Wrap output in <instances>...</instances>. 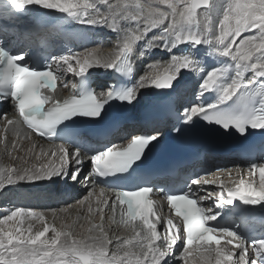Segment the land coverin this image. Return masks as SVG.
Returning <instances> with one entry per match:
<instances>
[{"label": "snow or ice", "instance_id": "obj_1", "mask_svg": "<svg viewBox=\"0 0 264 264\" xmlns=\"http://www.w3.org/2000/svg\"><path fill=\"white\" fill-rule=\"evenodd\" d=\"M214 7V0H2L0 103L10 101L12 111H0V143L6 149L10 143L9 157L24 161L25 166H0V194L9 186L54 183L57 179L79 182L85 189L92 184V190L77 203L80 207L87 205V212L98 215L101 223L91 224L83 234H77L72 230L75 221L58 228L47 222L44 211L15 207L0 216V264H264V236L250 238L226 226L239 207L237 200L253 206L245 207L244 212H254L255 206L264 211V162H251L246 169L217 168L215 173L190 178L184 190L166 193L169 213L157 216V201L150 197L164 190L134 173L159 143V131L122 137L119 144L92 150L83 144L82 131L77 127L80 121L74 119L100 120L113 101L132 105L141 90L174 91L185 74H199L196 99L183 107L178 116L180 126L172 131L183 134L200 121L225 132L235 130L242 136L249 134V129L264 131V0L227 3L218 31L212 27L210 14ZM201 8L205 9L203 14L198 11ZM33 9L58 14L89 28L106 27L117 33L116 50L108 57L97 56L96 49L69 50L48 57L8 50L9 26ZM154 49L169 54V58L146 64L149 71L135 84L120 87L113 83L99 91L91 88L87 75L90 69L131 76L134 59ZM208 56H215L218 63L209 64ZM68 74L77 81L68 80ZM60 85L64 89L71 85L74 94L59 99ZM9 133L16 138L10 139ZM39 138L50 142L59 138L62 142L45 150ZM23 140H27L28 147L20 142ZM13 151L24 155L13 157ZM89 151L94 154L89 156ZM29 157L39 163L29 165ZM86 160H90L91 167L83 175ZM232 172L237 176L244 172L249 178L233 183ZM225 173L232 186H226L221 178ZM125 175L134 187L113 185V196L97 197L94 210L90 204L94 182ZM206 185H215L218 191H208ZM100 196H104L103 190ZM207 201L211 203L206 205ZM72 207L65 205L51 210V214L55 218ZM105 208L110 210L113 223L119 209V223L134 233L130 238L118 239L111 255L109 245L113 241L103 223ZM25 220L37 221L42 227L33 231L34 225L25 227ZM194 254H199V259Z\"/></svg>", "mask_w": 264, "mask_h": 264}, {"label": "bare ground", "instance_id": "obj_2", "mask_svg": "<svg viewBox=\"0 0 264 264\" xmlns=\"http://www.w3.org/2000/svg\"><path fill=\"white\" fill-rule=\"evenodd\" d=\"M113 2H115V0H113ZM130 2V0H129ZM141 3H151L153 2V0H140ZM215 2V7L211 12V20H212V27L214 31H218V24L219 21L222 19V15H223V8L227 3L232 2V0H214ZM98 7H101V10H106V7H103L102 5H98ZM161 7H164L163 5ZM205 11V9L203 10H199V12L201 14H203V12ZM35 15H39L40 17H44L45 19L48 20H53V18L55 17H61L63 19V21H58L59 25L57 26V30L56 31H51L50 33H52L53 36H57L58 32L62 35V39H66L67 41H69L70 43H74L75 45L71 46L69 50L73 49V52H84L86 49L85 48L87 46H84L82 44V41H85V43H87V38L88 35L86 34L87 31H90L91 33H93L94 31H98V30H103L104 34H108L109 38L107 40H101V37L99 36V38H96V41L92 40V43L89 47V49H96V55L99 57H103L100 54L103 52H106L105 50H112V52H110V55H112L114 53V51L116 50L115 48V44H116V38H117V33L110 31L108 28H89V27H85L82 26L80 24H78L75 21H72L71 19L62 17L58 14H54V13H49V14H44V13H37L35 9L32 10V12L30 13H25L23 16H25L28 19H32L29 20V23H33L35 21V19H33V17H35ZM201 18H203V16L201 15ZM18 21H20L21 19L18 18L16 19ZM71 21V23L69 22ZM70 23V24H69ZM66 27V29L70 32L73 33H69V32H65L61 29H59L58 27ZM111 33H115V38H111ZM151 34V33H150ZM248 34V33H247ZM250 34V33H249ZM45 37H48L47 34L44 35ZM82 38L81 42L77 39ZM96 37V36H94ZM31 42L26 40L23 42V45H28ZM142 43V42H138ZM22 48V47H21ZM72 51V50H71ZM205 51H207V46H205ZM155 56V58H154ZM158 58V60L156 59ZM169 58V54L162 52L160 49H154L151 50L146 56H144V58H142L141 60L139 58H135L134 59V71H136V75L132 81V83L136 82L137 79H139L140 76L144 75L146 71H149V69L146 68V64L151 63L153 61H159V62H164ZM213 60V62H210V60ZM137 61V62H136ZM207 61L209 64H216L218 63V60L215 56H208L207 57ZM136 63H138L136 65ZM88 75H91L92 78H95L96 80L99 81V83H97L96 85H100L98 87L99 90H102L104 88H106L109 84H111L112 80H111V73L110 70L109 71H105L102 68H93L89 70ZM247 75H250L247 74ZM68 80H71L73 82H75V80L77 79L76 77L71 76L70 74L67 75L66 77ZM183 82V83H182ZM198 83H199V74L197 75H191V74H185L183 76V78L180 80V86L178 87L177 91H175L174 94H176L173 98H172V102L174 104V106L178 109L181 110V106L184 105H190L192 103V96L193 94L196 93L197 89H198ZM101 87V88H100ZM95 90H97L96 87H94ZM151 89L152 88H146L144 90H141V93L138 95L140 97V99H137V101H135L132 105L135 106L137 105L140 101L143 102H147L150 103L149 98L152 97L151 95ZM58 98L59 99H64L66 97H68V95L70 94V92L72 91L71 85H69V88L64 89L62 85L59 86L58 88ZM209 99H212L211 96H209ZM8 104V102H6ZM7 104H3L0 103V109L5 110L7 112H11L12 109H10L8 107ZM153 109V107H148L147 111H151ZM158 110L155 109V111L152 112V114H149L147 116L144 117V123L141 124L138 120H136L135 117H131L132 121L129 120V122H127L130 126H133L139 130L142 131H147L148 128H150V130H152L153 132L157 131V127L151 128V126L153 125L154 121V117H157L158 115ZM154 114V115H153ZM160 119V118H159ZM130 131V129L127 130V126H124L122 129L123 133H128ZM10 139H15V135L12 133L8 134ZM3 138V133L2 131H0V139ZM25 147H28V142L27 140H23L20 141ZM113 142V140H112ZM38 143L43 146L45 148V150L49 149L50 147H52L54 144H48L46 142H43L41 140H38ZM11 150V144H8V147L6 149L5 144L4 143H0V166H9V165H13L15 167H23L25 166L24 161L20 160V159H13L11 157H9L8 155V151ZM24 153L23 152H16L13 151L12 152V156L13 157H17V156H23ZM91 154L89 153V156ZM28 163L33 164L36 163L38 164V161H35L34 159H31V157H29L28 159ZM206 164V162H205ZM89 165V166H88ZM91 165H90V160H86L85 164H84V168H83V175H87L90 169ZM227 169H234L235 167H240L242 169H246V167L243 165L242 162L239 163H227L226 166ZM213 173V172H212ZM222 179L225 180V184L226 186H232V183L229 182V177L228 174L225 173L222 177ZM232 182H238L239 178H244V179H248L249 177L247 176L246 173L242 172L240 174V176H237L235 172H232ZM256 179H258V174L255 177ZM64 182L63 179H57L56 182L54 183H61ZM71 184L74 185L73 189H69V188H65L62 194V191L60 189H58L57 187L54 189L52 188L50 190V192H54V194H50L45 195L47 193V191L49 190V181H42V182H38L36 184H28V183H22V184H18L16 186H9L7 190L3 191L2 194L4 199L6 200H1L0 203L3 204V209L0 210L1 215L4 214H8L9 211L11 209H14L17 206H12L11 202L9 200H7V196L8 193L11 192V194H18L19 197H17L19 199V203L21 204V206H23L26 209H29V207H33V206H40V211H44L45 214L48 217V223L52 224L54 223L56 225V227H60L62 223H72V221H75V224L73 225L72 230L77 233V234H83L85 232V230L90 227L91 224H99L101 223L99 216L98 215H90L87 212V205H85L84 207H80L79 204L77 203L83 196L87 195V192L89 190H92L93 185L89 184L88 188L85 189L84 187L81 186V184L79 182H73L71 180L67 181ZM53 183V182H52ZM68 184V183H67ZM95 194L92 197L90 204L93 207V209H96V198L100 197L101 199H104L105 197H112L113 196V192L112 191H107L104 188H101L98 186L97 183H95ZM28 186L31 189H34V191L32 190V192H26L22 189V187ZM54 186V185H52ZM39 187V188H43L45 189L46 187L47 190H44V193L38 195L37 192H35V188ZM209 188V190H208ZM208 188H206L208 191H218L217 186L215 185H208ZM79 189V191L81 190V192H83V194L81 195L80 199L78 200H74L71 201V197L72 195L76 192V190ZM59 190V191H58ZM101 190H103L104 192V196H100ZM78 191V192H79ZM26 193V194H25ZM0 194V195H2ZM52 196L55 197L56 200H58L59 202H61V207L57 208V209H51V210H60L63 209L65 207V205H72L74 207L70 208L69 211L67 213H63V212H59L57 217H53L51 214V210H43V208H47L49 201L47 202L46 199L48 200H52ZM38 198V200H37ZM32 199L37 200L38 202H33L31 201ZM155 201H157V205H156V211H157V216H166L165 214V209H164V204L162 203V201L160 200V198H156ZM57 202V201H56ZM111 202V201H110ZM105 212V220H104V227H105V231L108 233V238L111 239L113 241V244L109 245V254L111 255V253L115 250L114 245L117 242V240H123V239H127L130 238L132 235H134L132 229L130 227H125L123 224L119 223L120 221V212L119 209L117 210L116 216H115V223L112 222V220L109 219V217L111 216V212L108 208L104 209ZM86 217H88V219H85ZM154 220V219H153ZM155 222V221H154ZM29 223H32L34 225L33 227V231L41 228L42 226L34 220H25V227H27V225ZM134 224H136L137 226L141 225L140 221H135L133 222ZM83 224L84 227L81 228L80 225ZM159 225H158V229H159ZM49 236L52 235V233H48ZM131 247V246H129ZM133 251H135V249H132ZM194 258L195 259H199V254H194Z\"/></svg>", "mask_w": 264, "mask_h": 264}, {"label": "rangeland", "instance_id": "obj_3", "mask_svg": "<svg viewBox=\"0 0 264 264\" xmlns=\"http://www.w3.org/2000/svg\"><path fill=\"white\" fill-rule=\"evenodd\" d=\"M103 7H105V6H103ZM61 19H63V18H61V17H55V18H53V20H58V21H63V20H61ZM21 21V20H20ZM70 23H71V21H69ZM69 23V24H70ZM59 29H61V30H63V31H65V32H69V33H73V32H70V31H68L67 29H66V27L64 26V27H58ZM86 34L88 35V38H87V43H85V41H82V44L84 45V46H87V47H85V48H88L89 49V47H90V45H91V43H92V40L93 41H96V38H99V36L101 37V40H107L109 37V35L106 33V34H104V32H103V30H98V31H94L93 33H91L90 31H87L86 32ZM251 34V33H250ZM111 38H115V33H111ZM244 35H249V33L247 34V33H245ZM94 36H96V37H94ZM77 40H79L80 42H81V40H82V38L80 37L79 39H77ZM89 46V47H88ZM72 51H73V49H71ZM106 52H103V53H101L100 55L101 56H103V57H108V56H110V52H112V50L110 49H108V50H105ZM142 58H144V57H140L139 59L141 60ZM154 58H155V56H154ZM157 60H158V58H156ZM137 62V61H136ZM210 62H213V60L211 59L210 60ZM138 63H136V65H137ZM138 66V65H137ZM183 83V82H182ZM192 100L194 101L195 99H196V93L195 94H193V96H192ZM137 99H140V97L138 96V98ZM137 101V100H136ZM192 101V102H193ZM142 102L143 101H140L139 103H138V107H140V105L142 104ZM183 107H184V105H182L181 106V110L183 109ZM154 115V114H153ZM224 166V165H223ZM225 168H227V167H225ZM240 179V178H239ZM68 183V184H67ZM52 185H54V186H52ZM49 190L47 191V193L45 194V195H50L51 193L52 194H54V192L52 191V192H50V190L52 189V188H58V189H60L61 191L62 190H64L65 188H71V189H73L74 187L73 186H71V184L69 183V182H61V183H52V182H49ZM47 188L48 187H46L45 189H43V188H39V187H36L35 188V192H37L38 193V195H40V194H42V193H44V190H47ZM22 189L24 190V191H26V192H32V190L34 191V189H31L30 187H28V186H25V187H22ZM59 191V190H58ZM79 189H77L76 190V192L72 195V197H71V201H74V200H78V199H80V197H81V195L83 194V192H81V190L79 191ZM26 194V193H25ZM62 194H63V191H62ZM3 195L4 194H2V195H0V201L1 200H6V199H4V197H3ZM17 197H19V195L18 194H11V192H9L8 193V196H7V200H9L10 202H11V205L13 206H17V207H23V206H21V204L19 203V199L17 198ZM37 200H38V198H37ZM37 200H34V199H32L31 201H33V202H38ZM46 201L48 202L49 201V203H47L48 204V207L47 208H43V210H45V211H47V210H51V209H57V208H60L61 207V202H59L58 200H56L55 199V197L54 196H52V200H48V199H46ZM53 201H55V202H53ZM57 201V202H56ZM39 203V202H38ZM3 204H1L0 203V210H2L3 209ZM29 209H35V210H39L40 209V206H31V207H29ZM0 216H2L1 215V213H0ZM108 234V233H107Z\"/></svg>", "mask_w": 264, "mask_h": 264}, {"label": "water", "instance_id": "obj_4", "mask_svg": "<svg viewBox=\"0 0 264 264\" xmlns=\"http://www.w3.org/2000/svg\"><path fill=\"white\" fill-rule=\"evenodd\" d=\"M199 10H203V8L198 9ZM180 86V81L179 83L176 85L175 90L173 91L172 89H163V90H157L155 88L151 89V98L152 99H156V100H162L165 98H168L169 96H171L173 93H175V91L178 89V87ZM179 90V89H178Z\"/></svg>", "mask_w": 264, "mask_h": 264}, {"label": "clouds", "instance_id": "obj_5", "mask_svg": "<svg viewBox=\"0 0 264 264\" xmlns=\"http://www.w3.org/2000/svg\"><path fill=\"white\" fill-rule=\"evenodd\" d=\"M8 35H9V34H8ZM12 37H14V36H12ZM135 111H136V110H135ZM39 140H41V141H43V142H46V141L44 140V138H39ZM46 143H47V142H46ZM48 144H59V143L54 142V143H48ZM73 150H74V149H73ZM90 154H93V153H90ZM88 166H89V165H88ZM88 170L90 171L89 168H88ZM95 183H97L99 187H101V188H105L104 185H103L100 181L96 180ZM70 184H71V183H70ZM71 186L74 187L73 184H71ZM53 202H55V201H53ZM256 209L260 211V212L258 213L259 215H262V214H263V211L260 210V208H256ZM165 214H166V212H165ZM153 219H154V221H155V217H154Z\"/></svg>", "mask_w": 264, "mask_h": 264}, {"label": "trees", "instance_id": "obj_6", "mask_svg": "<svg viewBox=\"0 0 264 264\" xmlns=\"http://www.w3.org/2000/svg\"><path fill=\"white\" fill-rule=\"evenodd\" d=\"M150 114H152V113H150Z\"/></svg>", "mask_w": 264, "mask_h": 264}]
</instances>
